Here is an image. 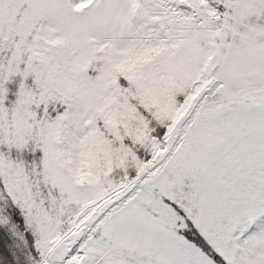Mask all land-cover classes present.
<instances>
[{
    "label": "snow or ice",
    "instance_id": "6c2138e0",
    "mask_svg": "<svg viewBox=\"0 0 264 264\" xmlns=\"http://www.w3.org/2000/svg\"><path fill=\"white\" fill-rule=\"evenodd\" d=\"M0 264H264V0H0Z\"/></svg>",
    "mask_w": 264,
    "mask_h": 264
}]
</instances>
